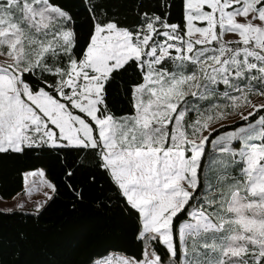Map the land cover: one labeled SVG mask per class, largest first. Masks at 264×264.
<instances>
[{
    "label": "snow or ice",
    "instance_id": "obj_1",
    "mask_svg": "<svg viewBox=\"0 0 264 264\" xmlns=\"http://www.w3.org/2000/svg\"><path fill=\"white\" fill-rule=\"evenodd\" d=\"M84 2L92 24L81 47L59 0H0V153L95 152L138 214L145 247L140 259L93 264H264V115L212 140L222 158L213 177L200 174L212 125L264 110L252 99L264 97V0H183V27L155 13L122 26ZM133 65V111L117 116L106 85ZM23 175L28 196L56 191L44 169Z\"/></svg>",
    "mask_w": 264,
    "mask_h": 264
},
{
    "label": "trees",
    "instance_id": "obj_2",
    "mask_svg": "<svg viewBox=\"0 0 264 264\" xmlns=\"http://www.w3.org/2000/svg\"><path fill=\"white\" fill-rule=\"evenodd\" d=\"M59 2L73 15L82 47L92 24L84 0ZM91 3L99 5L95 10L97 17L104 18L102 13L106 14L122 26L139 25L143 13L167 16L168 23L181 27L184 24L183 0H91ZM26 78L38 83L37 76ZM139 78L140 73L133 65L106 85L107 104L117 116L133 111L130 88ZM48 79L51 83L52 77ZM260 115H264V110L248 121L237 119L218 126L209 141L220 132L253 123ZM210 154L205 147L202 168ZM98 164L93 150L73 147L44 146L26 148L23 153H0L1 199L8 200L21 191L23 173L37 168L44 169L46 179L56 186L51 199L37 210L0 208V264H90L106 254L116 256L110 252L116 251L119 256L128 254L125 249L131 223L111 212V205L122 197ZM200 174L203 179L202 170ZM186 217V213L178 215L174 224L178 226Z\"/></svg>",
    "mask_w": 264,
    "mask_h": 264
},
{
    "label": "rangeland",
    "instance_id": "obj_3",
    "mask_svg": "<svg viewBox=\"0 0 264 264\" xmlns=\"http://www.w3.org/2000/svg\"><path fill=\"white\" fill-rule=\"evenodd\" d=\"M234 38L235 37L231 36V35L226 37V39H234ZM221 91H223V88H221ZM252 99H253L254 103H256V104L264 103V97L253 96ZM205 106H207V105H205ZM241 111H243L244 114L247 115V112L251 111V109L250 108H243V109H241ZM190 118L194 119L195 117L193 115V116H190ZM237 119H239L238 116H232V117H229L227 120H223V121H220V122L212 125V127L217 128L220 125L230 123V122L237 120ZM244 126H246V125H244ZM238 128H236V129H238ZM236 129L220 132L211 138V140L209 141V144L206 146V149L208 151H211L212 154L207 156V159L203 165V168H202V177L203 178L214 176L215 173L213 170V166L211 165L210 162L214 161V160H219L222 158L218 149L213 147L211 141L215 140L220 135L227 134L228 132L235 131ZM208 134L209 133L207 131L204 132V135H208ZM240 146H241V143L239 141H233L232 142L233 148L238 149ZM38 169H40V168H37L34 170H38ZM34 170H31V171H34ZM237 171H238V169H237ZM26 172H30V171H26ZM26 172H24V173H26ZM23 178H24V175H23ZM39 179H40L39 177H29V185L31 186L33 180L38 182ZM36 186L41 187L38 183ZM25 188H26L25 181H23L21 191L16 193L13 197H11L8 200H4V199L0 198V208L5 209V210L16 209V208L37 210V203L38 202H44L46 200V197L44 196V192H49L51 194L50 189H48L47 187H42V189L40 191H34L31 196H28L25 194ZM110 209H111V212L117 214L120 218L123 219V221H127L128 223H131V227L129 228V231H128V237H129L128 245L125 249L126 252H128V254L126 256L125 255H123V256L135 257L136 259H140L142 257V253H143V250L145 247V242H144V240L137 239L138 233L141 230V225L139 222L138 214L135 211H132L131 209L128 208V206L126 205L123 198H121L117 202H114L111 205ZM152 247H154L156 249L157 253L161 255V257L164 261H168V258H169L168 252L162 244L153 241ZM110 253H114L115 255H118V253L116 254V251L110 252ZM106 255L95 258L90 264H93L94 261H98V260H101L103 258H106Z\"/></svg>",
    "mask_w": 264,
    "mask_h": 264
},
{
    "label": "crops",
    "instance_id": "obj_4",
    "mask_svg": "<svg viewBox=\"0 0 264 264\" xmlns=\"http://www.w3.org/2000/svg\"><path fill=\"white\" fill-rule=\"evenodd\" d=\"M186 219H188V217H186ZM185 220V219H184ZM183 221V220H182ZM182 221H180L179 223H178V225L182 222Z\"/></svg>",
    "mask_w": 264,
    "mask_h": 264
}]
</instances>
